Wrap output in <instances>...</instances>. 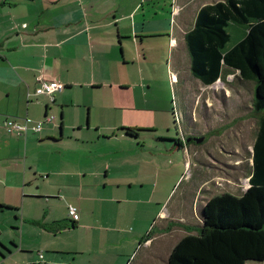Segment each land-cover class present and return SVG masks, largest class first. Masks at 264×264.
<instances>
[{
    "label": "crops",
    "instance_id": "obj_1",
    "mask_svg": "<svg viewBox=\"0 0 264 264\" xmlns=\"http://www.w3.org/2000/svg\"><path fill=\"white\" fill-rule=\"evenodd\" d=\"M166 1L0 0V264H168L203 226V208L217 196L198 200L208 177L191 176L173 200L172 173L156 169L155 155H137L142 133L157 126L136 88H152L154 48L183 50L195 23L172 30L174 11L191 4ZM194 2L195 18L213 4ZM41 79L64 85L53 102L34 95ZM7 118L43 128L12 135ZM185 133L190 156L195 138ZM69 206L80 211L75 224Z\"/></svg>",
    "mask_w": 264,
    "mask_h": 264
},
{
    "label": "rangeland",
    "instance_id": "obj_2",
    "mask_svg": "<svg viewBox=\"0 0 264 264\" xmlns=\"http://www.w3.org/2000/svg\"><path fill=\"white\" fill-rule=\"evenodd\" d=\"M188 1L190 7L183 11L177 8L172 14V30H180L182 20L188 21L190 18L191 24L196 21L193 12L198 7V3L191 2L198 0ZM218 1L221 0H203L205 3ZM230 31L234 32L232 28ZM235 34L233 33V36ZM186 48L184 42L183 50L173 49L172 54L171 48H163L159 45L154 48L153 52L156 53L152 54L150 60L153 59L155 64L149 66L151 73L155 74L152 88L149 90L147 84L144 90L137 87L135 94L137 98L139 97L140 105H146L156 111L157 131L142 133L143 136L139 139L140 145L146 147L143 151L142 147L137 149V155L141 159H144L145 152L155 155L156 169L161 168L164 172L172 173L171 178L167 176L165 182L172 181L175 184L173 200L188 188L189 179L195 175L198 178L203 175L210 181L207 191H211L199 194L198 200L201 197L202 201L208 194L242 195L249 188L252 147L259 123V116L253 111L256 82L240 81L231 74L208 87L192 75L191 60L188 55L187 60L185 58L182 60L178 80L175 81L174 78L172 83L171 72L177 73L176 67H178L175 58L179 53L183 54ZM138 76L135 70L134 77ZM146 100H148L147 104ZM174 112L177 114V120ZM185 132L190 133L189 138L204 139L201 143L192 141L191 147L195 149L190 156L186 155L184 150L186 143H183V148L177 144V140H183ZM166 139L169 141H165ZM100 143L93 142L94 156H98L101 151ZM156 145L162 147L157 148ZM187 156L188 165L185 160ZM113 249L115 247L111 250ZM11 263L12 261L8 264Z\"/></svg>",
    "mask_w": 264,
    "mask_h": 264
},
{
    "label": "trees",
    "instance_id": "obj_3",
    "mask_svg": "<svg viewBox=\"0 0 264 264\" xmlns=\"http://www.w3.org/2000/svg\"><path fill=\"white\" fill-rule=\"evenodd\" d=\"M186 44L190 71L204 85L231 74L256 82L253 111L259 123L249 188L241 196L225 193L210 199L203 208V226L178 242L168 264L264 263V0L206 5L187 32Z\"/></svg>",
    "mask_w": 264,
    "mask_h": 264
},
{
    "label": "built area",
    "instance_id": "obj_4",
    "mask_svg": "<svg viewBox=\"0 0 264 264\" xmlns=\"http://www.w3.org/2000/svg\"><path fill=\"white\" fill-rule=\"evenodd\" d=\"M64 89V85L59 81H48L45 79L40 80V84L38 88L36 89L34 95L36 96H42V95H48L51 99V101H54V95L58 92H61ZM31 97V94L29 95ZM47 122H52L53 118L48 117ZM4 128L9 134L12 135H24L27 134L30 130L32 131H41L43 128V123H39L35 125L34 127H30L28 124V121L25 122H19L15 118H7L3 124ZM68 217L70 220L74 223L78 222L80 219L79 211L74 206H69L68 208Z\"/></svg>",
    "mask_w": 264,
    "mask_h": 264
},
{
    "label": "water",
    "instance_id": "obj_5",
    "mask_svg": "<svg viewBox=\"0 0 264 264\" xmlns=\"http://www.w3.org/2000/svg\"><path fill=\"white\" fill-rule=\"evenodd\" d=\"M193 140H194L195 142H197V143H201V142H203L204 139H203V138H200V139H196V138H195V139H193ZM188 141L190 142L191 139H189Z\"/></svg>",
    "mask_w": 264,
    "mask_h": 264
}]
</instances>
